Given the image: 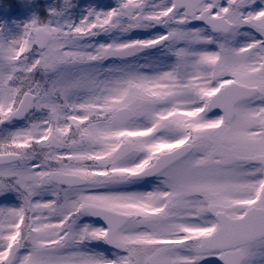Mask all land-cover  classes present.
<instances>
[{"label":"snow or ice","instance_id":"snow-or-ice-1","mask_svg":"<svg viewBox=\"0 0 264 264\" xmlns=\"http://www.w3.org/2000/svg\"><path fill=\"white\" fill-rule=\"evenodd\" d=\"M0 23V264H264V0H32Z\"/></svg>","mask_w":264,"mask_h":264},{"label":"rangeland","instance_id":"rangeland-1","mask_svg":"<svg viewBox=\"0 0 264 264\" xmlns=\"http://www.w3.org/2000/svg\"><path fill=\"white\" fill-rule=\"evenodd\" d=\"M44 2H54V0H44ZM75 2L83 5L90 3L105 5L112 3L113 0H75ZM31 4L32 0H0V23L27 19L33 11Z\"/></svg>","mask_w":264,"mask_h":264}]
</instances>
